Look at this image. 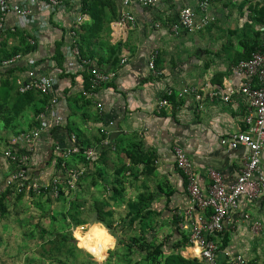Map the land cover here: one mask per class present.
<instances>
[{"label": "crops", "instance_id": "0c3cea01", "mask_svg": "<svg viewBox=\"0 0 264 264\" xmlns=\"http://www.w3.org/2000/svg\"><path fill=\"white\" fill-rule=\"evenodd\" d=\"M22 1L27 3L28 0ZM99 1L111 3L110 6L105 5L101 11L103 19L100 30L105 34L99 35L100 39L106 40L109 47L113 48L119 44L117 35H114L116 32L113 25L121 10L120 0H85L82 4L65 3L53 10L34 9L32 16L34 21L24 26H19L17 17L9 12L6 14L3 28L0 29L7 35L22 33L23 36H27L28 43L35 44L32 51L22 54V58L15 63L7 66H2L0 63L2 75L0 81L5 80L6 77L11 81L19 77L29 67L27 64L42 67L50 61L56 63L55 50L57 48L63 50L69 46L70 27L77 14L81 12L85 16L79 33L85 36L81 39V45L88 53L87 56L102 68L115 72L110 83L91 94L84 93L87 88L78 81V76L57 78L56 92L59 94L60 104L56 109L66 118V125L55 130L50 128L38 139L34 146L33 168L46 174L52 172L49 161L53 148L56 144H66V136L69 132L67 130H70L78 133L77 136L82 138L84 145L95 146L102 138L106 140L108 145L100 148L99 154L102 149H108L105 153L107 154L109 151L112 153L117 149L116 146H121L122 143L125 145L126 142L134 141L138 146L142 141V148L152 147L157 150L160 163L163 162L164 167H174L170 149L173 144H179L191 156L203 185L208 183L207 172L210 168L217 169L225 180L231 182L242 166V160L238 152L223 150L219 146V139L242 128L245 102L238 94H232L229 101L225 102L220 98V94L225 92L224 88L228 83L231 68L238 62L234 63L235 53L241 51L242 42L254 40L255 44L264 49V26H250L258 6L252 5L251 8L249 3L245 5L248 0H213L210 3V12L216 15L219 24H211L195 32H185L177 37L173 36L166 26L155 30L151 26L153 20L156 18L173 20L180 7L187 5L196 7L197 0H164L163 10L158 13L134 7L133 13L137 25L125 37L124 49L128 51L125 53V62L121 64L120 50L113 56L109 54V50L104 48L102 51L99 50L97 44L93 42V38H98L99 32L93 30V38L88 31L85 32L90 25L94 27L92 9ZM243 38L245 40H242ZM201 44L211 45V49L214 44L211 56L206 54L207 56H199L197 59L190 57L187 60L189 62L182 61L180 66L172 62L187 49L201 47ZM17 46L13 45L15 49ZM153 53L155 66L160 71V75L153 74L148 68L147 63ZM247 54H242L243 58L240 60L245 59ZM1 57L0 59L4 58ZM115 58H118L117 62ZM22 63L27 66L23 71L17 69ZM69 64L76 65V60L74 58L65 60L63 68H68ZM7 70H10L11 77L7 76ZM182 86L200 90L203 96L201 109L190 95L179 99L172 96L173 98H169V106L160 104L159 100L166 90L171 89L175 92ZM0 87L1 90L4 89L0 103L5 105L2 100L7 87L1 86V82ZM212 92H216L217 96L210 97ZM6 98L8 96L5 100ZM35 98L39 99L38 96ZM27 104L31 110L34 104L31 105L29 101L26 102ZM24 112L16 115L15 111H12L13 116L9 118L12 123H6L8 125L6 126L4 122L8 130L3 133L0 131V142L5 146L11 142L16 143L18 133L33 126V111L26 118L22 117ZM15 127L17 128L15 131H10ZM9 170L10 165L0 156V189H3L2 180ZM176 180L182 188L177 186L175 197L171 202L178 211H181L183 209L181 207L186 204L187 193L180 172ZM5 191L9 190L6 189L2 193ZM241 210L249 213L250 219L239 220L233 228L228 229L225 247L233 253L242 254L246 260L256 261L258 256L255 254V249L258 251L257 243L261 240L256 236L264 234V204L261 205L260 201L249 205L243 204ZM251 220H258L261 223L260 232L250 231ZM177 229L180 232L179 228ZM180 233L187 237L188 229Z\"/></svg>", "mask_w": 264, "mask_h": 264}, {"label": "built area", "instance_id": "2783aa9c", "mask_svg": "<svg viewBox=\"0 0 264 264\" xmlns=\"http://www.w3.org/2000/svg\"><path fill=\"white\" fill-rule=\"evenodd\" d=\"M213 0H197L196 7L189 5L179 8L175 19H155L152 27L157 30L166 26L169 32L177 37L185 32H195L204 29L212 21L210 3ZM85 0H0V29L5 23L6 14L11 12L17 17L19 26L31 23L34 9L39 11L53 10L65 3L82 4ZM164 0H120L121 10L114 29L120 45V63L126 60L128 50H125V37L137 25L133 8L137 7L152 11L162 12ZM84 13H78L69 30L70 44L62 50L64 61L74 58L76 65H70L63 72L70 77L78 76V81H88L85 94H91L100 87L110 83L115 72L106 70L87 56H82L79 50V29L84 21ZM123 51V54H122ZM22 58L17 53L1 61L2 65L15 63ZM148 68L155 75L160 71L155 66V54L148 60ZM62 69L55 62H48L42 67L29 66L27 70L14 79L21 92L33 91L41 97H47L43 109L33 115V126L20 131L17 141L6 144L0 151V156L10 165V170L2 180L3 190L19 194L45 193L52 198H57L60 191H74L77 183L85 178L88 166L99 155V149L107 146L103 138L95 146L83 145L74 131L67 133V142L64 145L56 144L53 148L50 165L52 172L36 171L33 168L32 158L34 146L44 132L50 128H59L66 125V118L56 107L60 104L59 94L56 92L57 78ZM225 92L220 98L227 102L232 94H238L245 102L243 126L237 131L221 136L219 146L227 152H238L242 166L231 182L225 180L215 168L208 169V183L203 185L198 177L196 167L191 156L179 144L171 146V160L174 167L182 174L187 193L186 204L182 209L183 220L178 222L180 232L188 229L187 238L189 248L197 247L198 254L193 253L192 258L205 264H217L218 258H225V264H246L248 260L242 254L231 252L222 245V234L233 228L239 220L250 219L247 212L241 210L243 204L249 205L260 201L264 197V49L255 48L248 57L235 63L231 68ZM167 97L159 101L162 106H169L168 96L176 99L186 95L194 97L198 108L202 107V94L194 87L182 86L173 92L168 89L164 92ZM212 92L210 97H216ZM22 150H21V149ZM25 149V150H24ZM81 156L86 163H72L69 159ZM59 164V165H58ZM42 173V174H41ZM249 229L253 233L262 230L258 220H251Z\"/></svg>", "mask_w": 264, "mask_h": 264}, {"label": "rangeland", "instance_id": "374dc122", "mask_svg": "<svg viewBox=\"0 0 264 264\" xmlns=\"http://www.w3.org/2000/svg\"><path fill=\"white\" fill-rule=\"evenodd\" d=\"M247 3L251 8L258 6L250 26H264V0H248L245 5ZM105 5L111 3L99 1L95 4L92 9L94 27L90 25L85 32L88 31L92 38L93 30L99 32L98 38H93L94 44L101 51L102 48L109 50L111 55L112 47L99 35L105 34L100 30L101 11ZM212 16L209 25H218L216 15L212 13ZM26 38L22 33L7 35L0 31V56L12 55L13 45H18L17 50L27 49L30 45ZM253 43L254 40L242 42L234 63L256 45ZM212 45V49L208 44L187 49L172 62L179 65L182 61L189 62L190 57L211 56ZM27 66L22 63L17 69L23 71ZM2 90L0 87V96ZM3 98L5 105L0 103L2 133L8 130L5 124L11 122L12 111L16 115L25 111L23 118L32 112L14 87H8ZM141 145L126 142L116 146L112 153H104L96 162L95 171L86 180L84 178L80 192H70L60 200L45 193L20 197L9 189L4 193L0 189V264H163L172 253L192 259L187 237L177 230L178 222L183 220L182 210L178 211L171 202L177 186L182 188L176 180L179 171L175 167H164L156 149H145ZM4 147L0 142V151ZM260 203L264 204V200ZM94 212L100 216L97 221H91ZM256 237L261 238L256 247L258 251L255 249L258 260H248V263L264 264V234Z\"/></svg>", "mask_w": 264, "mask_h": 264}, {"label": "trees", "instance_id": "16d2710c", "mask_svg": "<svg viewBox=\"0 0 264 264\" xmlns=\"http://www.w3.org/2000/svg\"><path fill=\"white\" fill-rule=\"evenodd\" d=\"M78 35H79V50L81 51V55L82 56H87L88 55V53L86 52V50L83 48V46L81 45V43H82V38H85V36L84 35H82V33H78ZM28 45H30V46H28L27 47V49H20V50H17V49H14V53L12 54V55H10V56H5L4 58H2V60L3 59H7V58H9V57H11V56H13V55H15V54H17V53H28V51L29 50H33L34 48H35V44H31V43H28V41L26 42ZM255 48H260L257 44L255 45V46H253L249 51H248V54H247V56L246 57H248V55H249V53L252 51V50H254ZM113 52H112V56H113V54H115L116 52H119V50H120V45L119 44H117L116 46H114L113 48ZM30 52V51H29ZM56 56V57H55ZM55 60H56V65L60 68V69H62V72L60 73V75H59V77L60 76H68V75H66V73H64L63 72V62H64V56H63V54H62V50H60V49H56L55 50ZM88 57V56H87ZM1 59H0V63H1V61H2ZM115 60V62H117L118 61V58H115L114 59ZM2 65V64H1ZM2 66H4V65H2ZM5 66H7V65H5ZM26 68V67H25ZM22 71V70H21ZM6 74H7V76H10L11 77V75H10V70L8 71H6ZM1 82V86H5V87H14L15 89H16V91H17V93L23 98V100H24V102H27V101H31L32 100V102H30V104L31 105H33L32 106V111H33V113H34V115L35 114H37L39 111H41V109H43V105L44 104H46V102H47V97H41L38 93H36V92H33V91H27V92H21L20 90H18V88H17V86H16V84H15V82H14V79L11 81V80H9V77H6L5 78V80H1L0 81ZM107 85V84H106ZM83 86L85 87V88H87L88 89V81L86 80L85 81V83L83 84ZM35 96H38V98L39 99H36L35 98ZM163 97H167L165 94H164V96ZM168 98H172V96H168ZM33 123H34V120H33ZM33 125V124H32ZM56 128V127H55ZM55 128L53 127V130H55ZM67 131H70V130H67ZM45 133V132H44ZM43 133V134H44ZM77 133V132H76ZM42 134V135H43ZM78 134V133H77ZM41 135V136H42ZM79 141L83 144V142H82V138L79 136ZM100 141V140H99ZM99 141H98V143H99ZM84 145V144H83ZM108 149H102L101 150V152H100V154L93 160V161H91V167H89L88 166V170H87V172L85 173V180L87 179V177H89L90 176V174H91V172H94L95 171V168H96V162L97 161H99L100 159H101V156L104 154V153H106V151H107ZM77 162H80V163H86V161L84 160V159H82L81 158V156H78V158L77 157H75V156H73L72 158H70L69 159V162H68V164L69 165H72V163H77ZM59 165V164H58ZM92 169V170H91ZM84 179H81V181L80 182H78L77 183V186H76V189L74 190L75 192L76 191H79L80 192V190L82 189V186H84ZM71 192H73V191H71ZM68 193H70V191H60V194H59V196L57 197V198H55V200H60V199H63L64 198V196L65 195H67ZM77 193V192H76ZM24 194L23 193H19V194H17V196H20V197H22ZM262 200H264V197L262 198ZM98 217H100L99 215H98ZM100 222H101V220H100ZM102 223L105 225V223L102 221ZM106 226V225H105ZM108 228V227H107ZM178 230V229H177ZM178 233L180 234V235H184L183 233H180L179 231H178ZM187 240H188V238H187ZM227 232H223V234H222V245H221V247H225V245H226V243H227ZM154 251L156 252V253H159V250L158 249H154ZM199 251V249L196 247V252H198ZM223 257H221V255L219 256V258H218V261H217V264H224V260L222 259ZM163 264H205L204 262H202V261H200V260H198L197 258H192V259H186V258H184V257H182L180 254H177V253H172V254H170V255H168L165 259H164V261H163ZM246 264H249V263H246Z\"/></svg>", "mask_w": 264, "mask_h": 264}, {"label": "water", "instance_id": "95a60500", "mask_svg": "<svg viewBox=\"0 0 264 264\" xmlns=\"http://www.w3.org/2000/svg\"><path fill=\"white\" fill-rule=\"evenodd\" d=\"M98 215H97V212H94L93 215H92V218H91V221H97L98 220Z\"/></svg>", "mask_w": 264, "mask_h": 264}, {"label": "bare ground", "instance_id": "6f19581e", "mask_svg": "<svg viewBox=\"0 0 264 264\" xmlns=\"http://www.w3.org/2000/svg\"><path fill=\"white\" fill-rule=\"evenodd\" d=\"M190 250L192 251V253H195V254H198V252H196V246L195 247H193V248H190Z\"/></svg>", "mask_w": 264, "mask_h": 264}, {"label": "clouds", "instance_id": "9594fccd", "mask_svg": "<svg viewBox=\"0 0 264 264\" xmlns=\"http://www.w3.org/2000/svg\"><path fill=\"white\" fill-rule=\"evenodd\" d=\"M28 66H30V65H28Z\"/></svg>", "mask_w": 264, "mask_h": 264}]
</instances>
